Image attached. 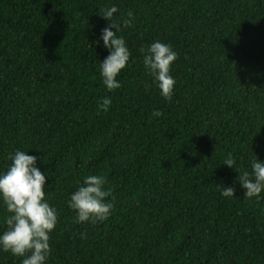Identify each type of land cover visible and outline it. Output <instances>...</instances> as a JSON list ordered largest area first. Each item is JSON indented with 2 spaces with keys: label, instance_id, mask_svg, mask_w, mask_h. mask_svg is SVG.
Wrapping results in <instances>:
<instances>
[{
  "label": "trees",
  "instance_id": "1",
  "mask_svg": "<svg viewBox=\"0 0 264 264\" xmlns=\"http://www.w3.org/2000/svg\"><path fill=\"white\" fill-rule=\"evenodd\" d=\"M112 5L114 22L134 20L117 32L132 55L109 92L94 41ZM154 41L178 56L170 100L142 63ZM17 149L39 158L58 210L47 264H264V192L243 199L237 180L264 162V0H0V170ZM88 175L106 178L113 207L77 224L67 201ZM21 259L0 251V264Z\"/></svg>",
  "mask_w": 264,
  "mask_h": 264
},
{
  "label": "clouds",
  "instance_id": "2",
  "mask_svg": "<svg viewBox=\"0 0 264 264\" xmlns=\"http://www.w3.org/2000/svg\"><path fill=\"white\" fill-rule=\"evenodd\" d=\"M118 11L115 5L101 9L98 15L109 23L101 29L99 39L94 41L97 46L102 41L103 48L109 53L102 62L97 60L102 84L109 92L121 87L117 77L128 66L132 55L125 39L117 32L122 27L133 26L134 14L129 11L127 18L117 23L114 22V14ZM139 51L146 74L152 78L160 95L170 100L176 83L170 68L178 58L177 53L170 44L160 41L141 46ZM111 103V97H104L98 103V114L107 112ZM152 115L158 118L163 113L154 110ZM7 159L10 164L0 170V207L5 213L2 220L5 230L0 231V251L22 258L21 264H47L51 255L50 234L58 222V210L50 205L46 196L47 176L37 166L39 158L26 151L17 149ZM249 163L250 171L239 172L236 159L229 155L222 165L239 173L237 180L245 190L243 199H260L264 192V162L254 155ZM106 184L103 175H88L70 194L67 206L75 213V223H97L109 218L113 207L109 198L114 197L112 188ZM220 189L222 196L234 197L233 187Z\"/></svg>",
  "mask_w": 264,
  "mask_h": 264
}]
</instances>
